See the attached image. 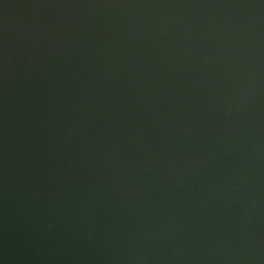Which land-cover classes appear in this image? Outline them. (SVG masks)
I'll list each match as a JSON object with an SVG mask.
<instances>
[{"label":"water","instance_id":"water-1","mask_svg":"<svg viewBox=\"0 0 264 264\" xmlns=\"http://www.w3.org/2000/svg\"><path fill=\"white\" fill-rule=\"evenodd\" d=\"M0 264H264V0H0Z\"/></svg>","mask_w":264,"mask_h":264}]
</instances>
